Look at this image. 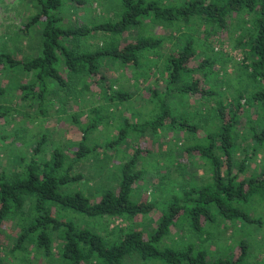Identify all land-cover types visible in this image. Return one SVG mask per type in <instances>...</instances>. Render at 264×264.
<instances>
[{
  "label": "trees",
  "instance_id": "1",
  "mask_svg": "<svg viewBox=\"0 0 264 264\" xmlns=\"http://www.w3.org/2000/svg\"><path fill=\"white\" fill-rule=\"evenodd\" d=\"M70 0H32L36 14L28 17L21 30L25 35L35 33L38 37L36 54L25 61L8 52L0 53V71H20L28 77L20 80L16 87L21 100L30 107L38 105L44 113L45 106L56 97V90H65L72 84L82 85L91 92V86L101 89L103 98L110 104L130 101L132 96L125 91L113 90L102 72L108 60L123 66L137 68L145 57L161 46V40L139 36L123 46L113 43L95 51L80 50L79 41L94 33L122 35L134 27H141L146 20L153 23H189L201 20L213 30H226L233 15H252L248 30L247 45L250 82L255 88L239 93L233 103L217 102L215 131L203 134L204 142L187 146L186 153L201 158L208 167L205 183H193L180 196H174L152 231L141 228H116L100 233L86 226V223L105 218L133 220L149 215L156 204L134 200L136 184L143 179V171L137 168L141 158L148 154L143 147H136L124 163L119 186L116 191L107 190L99 200H93L82 191L66 192L67 186L79 182L83 177L73 174V163L78 162L99 149H117L126 142L130 132L151 133L171 130L201 134L202 125L194 124L185 116L176 115L168 101L169 96L179 94L211 99L218 95L216 90L204 86L201 79L194 78V72L206 68L210 60H202L197 67L192 62L197 56L194 39L188 40L177 52L164 58L165 74L169 80L165 91H154L158 112L143 124L121 122L116 139L92 148L86 141L79 144L73 153V163L68 156L56 148L47 159L41 156L46 136H43L21 169L11 175H0V235L2 226L16 220L19 234L9 253L29 252L45 258L57 255L62 264H126V260L139 259L160 261L164 264H248L250 244L241 242L240 254L231 258L209 260L206 250L194 243L182 247L163 245L173 228L188 224L189 229L199 236L206 225L219 218L228 222H242L261 227L263 219L253 216L252 203H264V168L257 174L243 177L246 160L236 161L234 129L243 112L242 99L247 104L260 102L264 107V0H184L176 4H164L163 0H121L122 12L113 22H104L92 27H71L64 23L61 9ZM78 42V43H77ZM7 89H0L5 94ZM52 98V99H51ZM35 101L37 104H35ZM232 106V108H231ZM0 110V119L7 115ZM94 120L84 128V139L103 121L99 109L94 110ZM255 145L264 142V129L254 131ZM69 161V162H68ZM57 209L77 214L82 223L67 220L55 214ZM85 224V225H83ZM27 255V253H25ZM0 264L4 261L0 260ZM264 264V259L258 263Z\"/></svg>",
  "mask_w": 264,
  "mask_h": 264
},
{
  "label": "rangeland",
  "instance_id": "2",
  "mask_svg": "<svg viewBox=\"0 0 264 264\" xmlns=\"http://www.w3.org/2000/svg\"><path fill=\"white\" fill-rule=\"evenodd\" d=\"M182 1L163 0V3L176 4ZM121 12V0H70L65 2L60 13L67 26L92 27L116 21ZM34 14L36 9L32 0H0V53L8 52L25 61L36 54L38 36L35 33L25 35L20 30L25 20ZM252 21V15H233L228 28L221 31L217 28L213 30L201 20L173 25L146 20L141 27H134L122 35L94 33L79 41L77 46L80 50L95 51L112 43L123 46L139 36L161 40L160 48L149 53L137 68L126 67L112 60L103 64L102 72L113 90H122L132 96L130 101L122 104L107 102L97 85H92L89 92L75 83L65 90H56V99L53 98L45 106L46 111L43 113L38 105L30 107L21 100L16 85L20 80H27V76L17 70L0 71V89H7L5 94H0V110L8 113L0 119V175L19 171L22 161L29 158L43 136H46V143L41 156L48 159L58 148L73 163V153H76L82 141H86V145L91 148L96 144L103 145L116 139L124 119L137 124L151 119L158 112L154 91H165L169 84L165 74V56L177 52L184 43L194 39L197 56L192 67H197L202 60H210L206 68L194 72V78L201 79L204 86L216 90L218 95L209 100L173 94L168 97V101L176 115L189 118L193 124L200 123L203 132L189 134L163 129L154 133L132 131L126 142L117 149H99L73 163L72 173L80 174L83 178L66 187V192L82 191L93 200H99L100 195L107 190L118 189L121 170L130 153L138 146L147 149L148 154L141 158L137 166L144 176L136 184L133 197L139 202L156 204L154 212L129 221L120 218L99 219L86 223V226L102 234L116 228L136 227L152 231L174 196H180L193 183L203 184L209 180L205 161L188 155L186 148L204 142L203 134L215 131L218 122L217 102L233 103L239 93L249 95L255 88L248 77L250 70L245 71L249 61L246 59V42L249 40L248 30ZM241 102L243 112L234 129L236 161L246 160L247 166L242 176L249 177L259 174L264 168V142L255 145L253 138L254 131L261 132L264 129V107L256 101L247 104L246 97ZM96 109L102 113L103 121L85 140L82 130L93 122ZM250 213L263 219L260 228L219 218L206 225L203 235L199 236L184 222L182 227L173 228L162 244L182 247L194 243L207 251L210 261H215L239 255L241 242H248V264H258L264 259V203H252ZM55 214L82 223L77 214L66 209H57ZM19 230L16 220L2 226L0 260L4 264H62L56 254V246L55 255L50 258L36 254L32 247H29V252L10 254ZM126 264H141V261L128 258ZM145 264L164 263L149 260Z\"/></svg>",
  "mask_w": 264,
  "mask_h": 264
}]
</instances>
